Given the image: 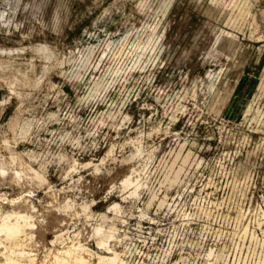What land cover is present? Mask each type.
<instances>
[{"label": "rangeland", "instance_id": "1", "mask_svg": "<svg viewBox=\"0 0 264 264\" xmlns=\"http://www.w3.org/2000/svg\"><path fill=\"white\" fill-rule=\"evenodd\" d=\"M0 13V213L34 217L25 248L36 264L61 249L50 241L66 231L67 242L78 235L105 254L93 225L116 222L121 235L124 221L128 264H264V118L256 112L264 114V0H0ZM43 44L50 58L36 50ZM184 142L189 185L146 209L145 185L165 195L159 163ZM111 144L108 164L84 167ZM137 147L140 155L121 163ZM128 174L143 180L135 200L119 190ZM116 202L120 214L109 209ZM1 237L3 260L10 243ZM121 238L111 242L119 253Z\"/></svg>", "mask_w": 264, "mask_h": 264}, {"label": "bare ground", "instance_id": "2", "mask_svg": "<svg viewBox=\"0 0 264 264\" xmlns=\"http://www.w3.org/2000/svg\"><path fill=\"white\" fill-rule=\"evenodd\" d=\"M245 6V5H244ZM247 6V5H246ZM246 6L244 8H246ZM242 9V8H241ZM231 11V10H230ZM242 11V10H241ZM243 12V11H242ZM246 12V11H245ZM248 12V11H247ZM233 13V12H231ZM244 14V13H243ZM0 16H1V13H0ZM230 16V15H229ZM230 20V18H229ZM233 20V18H232ZM237 21V20H236ZM230 22V21H229ZM234 23V21H231ZM230 22V23H231ZM228 24V22H227ZM234 26V25H233ZM152 34L151 35H155L156 34V31H152L151 32ZM225 31H221V33L216 37V40H215V44H217L220 40H221V37H222V34H224ZM226 35L228 36H231V34H229L228 32H226ZM151 36V38L153 39L154 37ZM162 37V35H161ZM160 37L159 38V35L157 37H155L156 39H158L157 41H160L162 38ZM128 38V37H127ZM148 39V38H147ZM149 40V39H148ZM147 42H150L148 41ZM151 40V39H150ZM111 41V40H110ZM152 41V40H151ZM156 41V40H155ZM153 42L151 48L149 50H151V54L155 55L156 57H158L161 53V49H158L157 48V44L158 42ZM142 42V41H141ZM111 43V42H110ZM113 43V42H112ZM143 43H146L143 42ZM157 43V44H156ZM151 43L148 44V46L150 45ZM108 45H110L108 43ZM136 45V44H135ZM143 45V44H142ZM160 45V44H159ZM218 45V44H217ZM39 47V46H38ZM49 47V46H48ZM47 45L45 46L44 44L42 46H40L38 49H36L38 52H41L42 55H44L46 58H50L52 56V53L50 52V47L48 49ZM95 47V45H94ZM138 48L136 49L140 51L141 48H144L145 47V44L140 47V45L137 46ZM90 48V47H89ZM135 48V47H134ZM147 48V46L145 47ZM130 50V49H129ZM134 50V49H133ZM145 50V49H143ZM142 50V51H143ZM148 50V51H149ZM89 51V52H88ZM88 54L85 56L84 58V63L87 62L89 60V57L90 54H92L93 50L92 48H90L88 50ZM135 51V50H134ZM135 51V52H136ZM147 50H145V53H146ZM133 52V51H132ZM211 53V52H210ZM127 54V53H126ZM137 54V53H136ZM134 54V55H136ZM139 54V53H138ZM142 54V53H141ZM2 55V54H1ZM54 55V53H53ZM56 55V54H55ZM92 56V55H91ZM128 56V55H127ZM137 56V55H136ZM141 55L139 54V57ZM143 56V55H142ZM141 56V57H142ZM208 56V55H207ZM134 57V56H133ZM45 58V59H46ZM134 58H138V57H134ZM142 59V58H141ZM153 59V58H152ZM157 59V58H156ZM48 60V59H47ZM139 60V59H138ZM155 60V59H154ZM82 61V60H81ZM141 61V60H139ZM89 62V61H88ZM138 62V61H137ZM83 63V62H82ZM136 64V62H134ZM88 65V63L86 64ZM87 67V66H86ZM84 68V67H83ZM130 71V70H129ZM79 74V73H78ZM77 74V75H78ZM212 74V73H210ZM208 75L211 77V75ZM80 75V74H79ZM218 76V75H216ZM101 80V79H100ZM212 80V79H211ZM211 82V81H210ZM102 83H103V80L102 82L101 81H96L94 82V84H92L94 87L92 88V92L93 93H97L100 89H102ZM214 83V82H213ZM213 83H210L209 85V90H212L213 89ZM215 85V84H214ZM105 86V85H104ZM105 87H103L104 89ZM91 92V90H90ZM90 95V93H89ZM194 95V94H193ZM95 96V94L93 95ZM92 99V98H91ZM181 106V105H180ZM185 107V106H184ZM186 108V107H185ZM176 109V108H175ZM178 109V108H177ZM176 109V110H177ZM187 111V110H186ZM250 111V107L247 109L246 112H249ZM181 112V111H180ZM245 112V111H244ZM243 112V113H244ZM259 115V117H262L264 118V114H262V112L259 111H256ZM127 117V116H126ZM174 118V116H172ZM116 118V117H115ZM177 118V117H176ZM258 118V117H257ZM124 119V118H122ZM128 119V118H127ZM101 121V120H100ZM103 121V120H102ZM124 122V121H123ZM262 122V121H261ZM120 126V125H119ZM155 128V127H154ZM160 128V127H159ZM167 128V127H166ZM162 130V129H161ZM165 130V129H164ZM149 136V135H148ZM139 139V138H138ZM137 139V140H138ZM136 140V139H135ZM140 141V140H139ZM138 142V141H136ZM186 142V141H185ZM182 143L180 145L177 146V149H174L173 151L170 152V159L165 163L163 160L164 163H162V161L159 163V165L161 164L163 166L162 168V181L160 183L161 186H164L165 187V195L160 199L158 198L157 196V192L156 190H153L152 187L149 188L147 186V184L145 185L148 189V201L145 205L146 209H149L151 206H153V204L155 203V201H158V209L166 204V197H167V192L170 191L171 189L173 188H180L183 186H187L189 185L190 181H191V177L189 175H187L188 173H186V167L189 163V161L191 160V156H192V152L188 149V147L186 148V151H185V145L186 143ZM132 144V143H131ZM140 144V143H139ZM113 145V144H111ZM120 145V144H119ZM114 146H111V148L108 149V152H106L107 154L105 155V157L101 158V160L99 161V164H92L91 162H87L84 167H93L94 166V170L95 171H99L100 170V167L101 165H104L105 162L108 160V158L111 156L112 157V154H113V151H114ZM123 146V145H122ZM121 146V147H122ZM133 146V145H132ZM187 146V145H186ZM150 150V149H149ZM144 151V150H143ZM116 152V151H115ZM146 152V151H145ZM33 155V154H32ZM117 155V154H116ZM138 155H140V150L139 148L137 147L136 148V152L135 153H131L130 155H128L127 157H124L122 160H121V163L122 162H128V161H132L134 158H136ZM144 155V154H143ZM99 156V155H98ZM62 157V155L60 156V158ZM33 158V157H32ZM156 158V157H155ZM163 158V157H162ZM13 159V158H12ZM62 159V158H61ZM113 161L116 162V158H111ZM168 159V158H167ZM201 159V158H200ZM76 159H74V163L73 165H76L78 161H75ZM72 161V160H71ZM110 161V160H109ZM170 161V163H169ZM193 161V160H192ZM197 160H195L196 162ZM114 162V163H115ZM194 162V161H193ZM192 162V163H193ZM107 164L109 162H106ZM191 163V161H190ZM198 163V162H197ZM71 164V163H70ZM81 164V163H80ZM79 164V165H80ZM152 164V163H151ZM78 165V166H79ZM92 165V166H91ZM150 165V163H149ZM158 165V164H157ZM160 165V166H161ZM82 166V164H81ZM109 166V165H108ZM25 167V165H24ZM73 168L75 166H72ZM77 167V166H76ZM83 167V168H84ZM103 167V166H102ZM190 167V166H188ZM44 168V166H43ZM42 168V169H43ZM134 168V167H133ZM203 168V167H202ZM3 169V167H2ZM1 169V170H2ZM197 169V168H196ZM44 170V169H43ZM102 170V169H101ZM135 170V169H134ZM154 170H156L154 168ZM204 170V169H203ZM4 171V170H3ZM15 171V170H14ZM29 171L32 172V174L34 175V177L37 179L38 182H45L46 183V178L44 177V175L32 168L30 165H29ZM46 171V170H45ZM44 172V171H43ZM137 172V171H135ZM156 173V172H155ZM15 174V177H17V179H20L21 178V172L17 171L14 173ZM30 174V173H29ZM132 174V173H131ZM134 174V172H133ZM136 174V173H135ZM134 174V175H135ZM192 174V173H191ZM137 175V174H136ZM157 175V174H156ZM23 176V175H22ZM139 176V175H138ZM33 178V177H32ZM144 178V177H143ZM147 178V177H146ZM207 178V177H206ZM160 179V180H161ZM147 180V179H146ZM143 181V180H142ZM139 178H136V177H133L132 175H125L121 181H120V184H119V190L122 192V195L125 194V193H128V197H134V200L136 199V197L140 196L139 194V189L140 187L143 185V183ZM194 181V180H193ZM42 183V184H43ZM48 183V182H47ZM145 183V182H144ZM193 184H191L192 186ZM208 185V184H207ZM211 186V185H210ZM209 186V187H210ZM114 187V186H112ZM185 188V187H184ZM206 188V187H205ZM142 190V189H141ZM140 190V191H141ZM180 190V189H179ZM205 190V189H204ZM111 191L112 188H111ZM183 191V190H182ZM191 191H193V187H191ZM120 192V193H121ZM181 192V191H179ZM188 192H189V189H188ZM189 194V193H188ZM120 196V195H119ZM180 196V195H179ZM122 197V196H121ZM23 197L21 196L18 197V198H12V199H7V198H4V200H6L7 202H10L12 203L13 205L15 203H18L20 199H22ZM126 198L127 197H123L122 199H124V201H126ZM138 199V198H137ZM205 200V199H204ZM69 203L71 202L70 200H68ZM93 201V200H92ZM91 201V202H92ZM123 201V200H122ZM123 201V202H124ZM90 202V203H91ZM68 203V204H69ZM90 203L87 204V203H84L82 207L83 211L85 212L87 217H90V213H89V209H90ZM144 203V202H143ZM157 203V202H156ZM67 204V203H66ZM93 204V203H92ZM70 205V204H69ZM167 205V204H166ZM198 205V204H197ZM65 206V205H64ZM61 207V206H60ZM75 207V206H74ZM144 207V208H145ZM32 208H34V206H32ZM80 208V207H79ZM66 209V208H65ZM111 209L112 211L114 212H118L119 214L122 212V210L124 208H122V206L119 204V203H113V205L109 208ZM145 209V211H146ZM76 210V209H75ZM143 210V209H141ZM208 210V209H206ZM68 211V210H67ZM91 211V210H90ZM124 212V211H123ZM142 212V211H141ZM147 212V211H146ZM145 212V213H146ZM208 212V211H207ZM210 212V210H209ZM208 212V213H209ZM75 213V212H74ZM81 213V212H80ZM105 213V212H104ZM114 213V216L115 214ZM208 213H207V216H208ZM89 214V215H88ZM92 214V213H91ZM113 214V213H112ZM206 214V213H205ZM144 215V213H143ZM191 215V214H190ZM99 216V214H98ZM106 214H103L102 215L100 214V217L101 219L104 221V219L106 218ZM117 216V215H116ZM115 216V217H116ZM210 216V214H209ZM114 217V218H115ZM119 217V216H118ZM187 217V215H186ZM189 217V216H188ZM187 217V218H188ZM191 217V216H190ZM98 218V217H97ZM113 218V219H114ZM122 218V217H121ZM184 218V217H183ZM192 218V217H191ZM101 219L99 218V221H101ZM111 219V218H110ZM109 219V220H110ZM117 219V217H116ZM119 219V218H118ZM106 220V219H105ZM122 220V219H121ZM124 220V219H123ZM186 220V218H185ZM191 220V219H190ZM189 220V221H190ZM102 221V222H103ZM120 221V220H118ZM89 222V221H88ZM97 222V221H96ZM116 223V222H115ZM115 223H113L114 225H111L108 226V223L106 224L105 223V226L107 225L108 228L106 229V227L104 226V224L102 223H97L95 224V227L93 225V228L91 231H93V238H95V240L93 241H96V245L99 249L101 250H104L106 253L105 254H99L98 252H95L91 249H89L88 247L85 246V244H83L82 242H80L76 237L78 235H76L73 239L71 238L70 241L67 242V240H69L70 236L68 235L66 238L64 237L63 233H60V234H56L54 237L55 239L50 241V243L52 245H54L55 243H58L60 246H61V249H56L55 252L53 253L52 251L49 252L48 255H45L44 259L42 261H40V264H123V260L121 259V254L122 253H119L112 244H114L113 241H118L120 240L121 236H118L117 235V232L119 230H117L116 226H115ZM121 223V222H120ZM123 223V222H122ZM189 223V222H187ZM36 226V223L34 222V217L31 215V213H28V212H22V211H16V210H11V211H7L5 212L4 214L3 213H0V237L3 236L6 240L9 241V246H3L4 247V251L2 252V256H3V260L0 259V264H36V254H32L31 252L29 251H26V240L29 239L31 240L32 239V236H34L32 234V230L35 228ZM79 227V226H78ZM77 228V227H76ZM72 229V228H71ZM73 230V229H72ZM79 231V230H78ZM263 234H264V230L262 231ZM119 233V232H118ZM71 234V233H70ZM1 237V238H3ZM173 237V236H172ZM170 237V238H172ZM174 238V237H173ZM3 240V239H1ZM171 240V239H170ZM28 241V240H27ZM172 241V240H171ZM111 242H113L111 244ZM117 242V243H118ZM3 243V242H2ZM1 241H0V245L2 244ZM30 243V242H29ZM172 244V242L170 243ZM28 245V244H27ZM118 245V244H117ZM44 246V245H43ZM179 246V245H178ZM29 247V246H28ZM34 247V246H33ZM36 247V246H35ZM117 247V246H116ZM98 249V250H99ZM215 249V248H214ZM49 250V249H48ZM170 250V249H169ZM33 252V251H32ZM219 252V250H218ZM48 253V252H47ZM101 253V252H100ZM167 253V252H166ZM213 253V251H209L208 255L211 256ZM168 254V253H167ZM170 254V253H169ZM207 255V253H205ZM215 254V253H214ZM206 255H204L206 257ZM183 257V255H182ZM182 257L181 260H182ZM214 256H212L213 258ZM226 256H224L223 253H217L216 252V255H215V260H220V259H226L225 258ZM92 258L95 259V263L92 262ZM188 258V257H187ZM208 258V257H207ZM179 259V258H178ZM185 259V258H184ZM209 259V258H208ZM177 260V259H176ZM180 260V259H179ZM180 260V261H181ZM189 260V259H188ZM210 260V259H209ZM214 259H212L213 261ZM228 261V260H227ZM175 262V261H174ZM186 262V261H185ZM184 262V263H185ZM216 262V261H215ZM226 262V261H224ZM230 262V261H228ZM172 263V261H171ZM181 263V262H179ZM217 263V262H216ZM174 264H177L174 263ZM182 264V263H181ZM186 264V263H185ZM188 264V262H187ZM225 264V263H224ZM232 264V263H231Z\"/></svg>", "mask_w": 264, "mask_h": 264}, {"label": "built area", "instance_id": "3", "mask_svg": "<svg viewBox=\"0 0 264 264\" xmlns=\"http://www.w3.org/2000/svg\"><path fill=\"white\" fill-rule=\"evenodd\" d=\"M136 229H138V232H140V230H141V224L139 223V221H137V223H136ZM122 227L124 228V230H122V229H120L121 230V235L120 236H122V243H123V245H124V251H123V253L121 254V259L123 260V264H128V256H126V249H128L129 250V247L127 248L126 246H125V240H124V237H126L127 236V231L126 230H128L129 228H128V224H127V222L126 221H124L123 223H122ZM65 234H64V236L65 237H67V235H70L67 231L66 232H64ZM147 234V233H146ZM148 235V234H147ZM71 236V235H70ZM74 237V236H73ZM127 243V246L129 245V243L128 242H126ZM126 248V249H125Z\"/></svg>", "mask_w": 264, "mask_h": 264}]
</instances>
